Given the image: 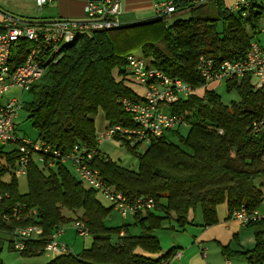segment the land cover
<instances>
[{
  "label": "trees",
  "instance_id": "16d2710c",
  "mask_svg": "<svg viewBox=\"0 0 264 264\" xmlns=\"http://www.w3.org/2000/svg\"><path fill=\"white\" fill-rule=\"evenodd\" d=\"M208 1L215 6V17L191 15L166 23L171 16H154L115 29L77 34L62 48L59 61L32 85L29 92L33 97L22 108L37 132V138L30 140L43 142L60 154L75 145L86 146L94 151L87 165L105 184L128 199L149 196L154 204L152 209L132 215V224L108 225L113 205L104 198L110 204L105 206L101 195L69 170L65 165L68 161L51 153L43 154L41 161L39 153L30 155L22 175L28 190L20 193L14 174L17 143L7 150V146H0V161L5 165L0 172V230L30 223L2 221L16 202L35 209V222L43 229V239L27 242L20 256L42 255L45 240L59 226L71 227L81 221L85 236L92 238L90 247L77 254L69 251L53 256L45 264H167L177 248L172 246L150 257L162 251L156 231H184L186 225H192L189 216L198 208L203 228L218 222L217 209L222 205L228 218L241 207L261 211L264 192L256 180L264 179V134L254 133L251 126L262 112L264 95L255 90L247 76L226 82L227 91L234 89L239 94L238 101L226 105L214 87L204 86L197 71L201 56L216 64L244 58L250 43L259 40L261 6L256 2L244 11L231 10L223 0ZM171 2L177 11L187 12L206 5L188 8L190 0ZM3 31L0 23V33ZM131 44L139 46L138 56L150 66L199 89L168 107V113L184 117V125L188 126L185 136L179 135L182 125H178L152 137L144 148L113 136L138 160L135 171L101 153L99 144L106 140L97 142L114 126H134L123 108L124 100L135 101L140 93L125 77L123 49ZM28 48V44H20L13 49L12 67L24 60ZM98 112L107 124L101 134L94 121ZM167 134H177L179 141H171ZM168 221L173 222L164 226ZM131 225L139 228L138 235L129 233ZM247 227L256 229L253 248L232 251L220 246L221 253L227 260L264 264V220ZM75 233L78 235L76 230Z\"/></svg>",
  "mask_w": 264,
  "mask_h": 264
},
{
  "label": "built area",
  "instance_id": "2783aa9c",
  "mask_svg": "<svg viewBox=\"0 0 264 264\" xmlns=\"http://www.w3.org/2000/svg\"><path fill=\"white\" fill-rule=\"evenodd\" d=\"M47 0H37V6L42 7ZM205 0H191L188 8L202 4ZM261 6V25L259 40H253L244 58L216 64L213 59L201 56L198 60L197 71L204 86L240 80L250 76L256 79L255 90L264 95V0H235L231 10H246L252 3ZM177 10L171 0H161L154 5V16L164 17L175 14ZM119 0H90L85 5V19L87 22L58 21L46 25L21 24L11 18L5 19L2 24L4 31L0 33V146H9L17 143V167L15 176L26 173L30 155L39 153V160L43 154L51 153L69 162L75 171L76 177L91 189L97 191L105 198L122 217L134 215L139 211L152 209L153 199L149 196H140L132 199L126 198L122 192L105 184L99 178L96 170L87 165L94 151L84 145H75L66 153L60 154L43 142H33L28 138H18L14 134V121L18 110L23 107L17 97L3 101L6 92L12 88L20 91H29L32 85L42 78L62 57V48L74 40L77 34H90L97 30L115 29L121 26ZM106 16L103 17V15ZM20 44H28V52L24 60L17 66H11V53ZM125 77L136 84L140 90L137 100H124L123 108L130 114L134 126H114L106 130L97 138L98 144L103 140H110L114 135L124 138L130 145L146 147L152 137L159 136L164 130L184 125L185 119L179 114L168 113V107L177 103L181 98L195 94L199 89L183 83L179 79L169 78L160 70L150 66L142 57L128 53L124 56ZM252 131L264 134V103L261 114L252 122ZM221 133V131H220ZM5 165L0 161V172ZM230 218L242 226L264 220L263 207L259 210H246L241 207L231 212ZM28 221L9 231L0 230V235H8L9 243L16 252L23 251L27 242L43 239V229L35 222V209H26L20 202H16L9 213L3 215L2 221ZM78 235L85 236L86 230L81 221L71 224ZM59 226L47 240L43 247L46 256L66 254L70 251L67 245L59 241L64 231ZM226 264H231L226 261Z\"/></svg>",
  "mask_w": 264,
  "mask_h": 264
},
{
  "label": "rangeland",
  "instance_id": "374dc122",
  "mask_svg": "<svg viewBox=\"0 0 264 264\" xmlns=\"http://www.w3.org/2000/svg\"><path fill=\"white\" fill-rule=\"evenodd\" d=\"M208 3V4H207ZM202 4H206L205 6L200 7L199 9H196L195 11L187 12V11H181V13H176L172 15L170 18L167 17V20L165 21L168 23L170 20H177V19H187L191 15H199V16H210L215 17L216 15V9L215 6L211 1L205 0ZM201 5V4H200ZM3 12L12 14L14 16H24L26 15L25 12L23 14H18L20 12H10V10H5L0 8ZM220 27V24H218V28ZM124 54H134V55H140V50L138 45L131 44L129 47H126L123 49ZM133 89L136 91L138 90L135 83L132 81L128 82ZM256 83V79L252 80V84L254 85ZM215 92L218 94L222 100V102L226 105L231 104V102H236L239 100V94L236 90L230 89L229 91L226 90V83L220 84L218 86H215ZM17 97V99L22 103V106H24L25 103H28L31 101L33 94L29 91H20L17 88H12L6 92V94L3 97V101H6L10 98ZM21 107L18 110L17 118L15 119V134L18 138H28V139H36L37 138V132L35 129L31 127L30 121L27 119V112L22 109ZM95 126L98 130V133H103L106 128V123L103 119V116L101 112H98L96 116H94ZM188 131L187 125H182L179 128V135L185 136ZM168 139H170L173 142H178L179 137L177 134H167ZM13 144L4 147L5 150H7L9 147H12ZM99 149L101 153L104 154V156L108 157L110 160L120 164L121 166L131 169V170H137L138 169V160L135 158L134 155H132L128 150L122 145L120 141H117L116 139H110L106 140L103 143L99 144ZM69 167V170L74 173V170L71 168L69 163L65 164ZM256 182L260 183V190L264 192V179H257ZM18 189L20 193H26L28 190L27 186V180L25 176H18ZM101 202L105 206H109L110 204L100 196ZM222 206H219L218 209H221ZM217 209V210H218ZM192 219V225H186L184 231H172V230H165L160 229L155 232V236L159 242V245L162 249V251L157 255H150V257L155 258L156 256H159L169 250V246H171L172 243L177 245H182L183 247H188L192 241L191 237H196L198 235L199 230H203L204 228L201 226V213L200 209H196L195 213L189 216ZM133 220L130 215H127L125 218H123L117 211L114 209L111 213L110 217L107 219L106 223L108 225L112 226H118L122 224H132ZM173 221H168L164 224V226H169L168 224H171ZM63 233L59 237V241L64 243L68 246L70 251L74 254L79 253L82 249H87L90 247L92 238L90 235L87 236H80L75 233V230L70 226H65ZM197 230V231H196ZM128 231L132 235H138L139 234V228L131 225L128 227ZM256 231L255 228L247 227V226H239L236 232V236L231 237L229 241L228 248L232 251H238V250H250L254 246V232ZM196 232V233H194ZM10 237L8 235H0V261L2 264H45L46 262H49L51 260V256H46V254L43 252L42 255L37 257H22L20 256L19 252H16L12 249L10 243H9ZM205 246L208 248V252H206V255H208V260L206 263L212 264H222L224 262V258L221 255L222 253L219 251L218 247L215 245V243H206ZM204 246V247H205ZM12 250H10V249ZM210 256H212V261L210 259ZM210 259V260H209ZM232 261L233 264H242V261L236 260V259H229Z\"/></svg>",
  "mask_w": 264,
  "mask_h": 264
},
{
  "label": "crops",
  "instance_id": "0c3cea01",
  "mask_svg": "<svg viewBox=\"0 0 264 264\" xmlns=\"http://www.w3.org/2000/svg\"><path fill=\"white\" fill-rule=\"evenodd\" d=\"M88 1L90 0H47L42 7H38L36 3L37 0H0V8L10 10V12L13 13L20 12L18 14H23V12H25L26 15L20 17L24 19L84 20L85 5ZM159 1L161 0H119L121 12L119 19L121 25L152 19L154 17V5ZM234 1L235 0H223L224 4L228 7H230ZM176 13H181V11H177ZM7 18L8 17L0 13V23L3 24ZM212 87L215 88L214 85H209V88ZM217 214L218 222L215 225L199 230L196 237L193 238L190 236L192 243L187 248H182V245L172 243L169 248L174 246L177 250L174 257H172L167 264H208L206 263L208 260V255H206V252H208V248L205 246L206 243H215L220 252V246L229 245L231 237L236 236L235 234L240 224L228 218L224 207L218 209ZM222 257L224 258L222 264H226V261L233 264L231 260H227L224 256ZM210 259L212 261V256H210Z\"/></svg>",
  "mask_w": 264,
  "mask_h": 264
},
{
  "label": "water",
  "instance_id": "95a60500",
  "mask_svg": "<svg viewBox=\"0 0 264 264\" xmlns=\"http://www.w3.org/2000/svg\"><path fill=\"white\" fill-rule=\"evenodd\" d=\"M174 1V0H172ZM191 1V0H190ZM0 13L3 15V16H6L8 18H11L21 24H27V25H46V24H50V23H53V22H58V21H68V22H87V20H70V19H65V20H62V19H46V20H39V19H24V18H20L18 16H14L12 14H9V13H6V12H3L1 9H0ZM106 16L103 15V17L101 19H103L104 17Z\"/></svg>",
  "mask_w": 264,
  "mask_h": 264
}]
</instances>
